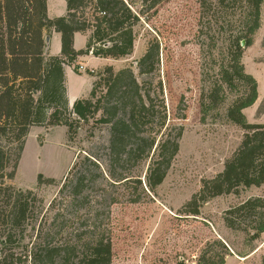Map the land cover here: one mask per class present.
<instances>
[{"label":"trees","instance_id":"trees-1","mask_svg":"<svg viewBox=\"0 0 264 264\" xmlns=\"http://www.w3.org/2000/svg\"><path fill=\"white\" fill-rule=\"evenodd\" d=\"M138 1L66 0V13L49 19L45 0H0V264H111L110 235L100 216L121 197L128 204L145 201L163 183L183 128H168L164 103L145 90V82H138L130 68L114 72L104 66L85 98L76 99L71 107L66 98L65 69L77 57L117 60L132 53L134 27L141 15L162 2L140 0L142 8L137 11ZM262 2L197 0L201 31L217 25L231 31L228 60L220 67L211 94L222 85L232 92L241 88L235 90L225 119L240 127L243 136L223 170L202 181L179 215L197 217L209 199L264 184V124H249L243 114L257 100V82L240 63L244 45L259 28ZM52 31L60 34L57 56L44 52L45 38ZM77 33L87 36L84 50L73 48ZM157 64L158 45H149L137 62L138 72L152 74ZM97 114L96 123L109 128L107 144L94 145L76 157L47 206L33 191L14 190L6 183L32 127L65 126L75 132ZM42 183L39 176L37 185ZM45 183L54 184L51 179ZM223 221L232 231L260 237L264 198L229 208ZM223 263V257L205 252L197 262Z\"/></svg>","mask_w":264,"mask_h":264},{"label":"rangeland","instance_id":"rangeland-1","mask_svg":"<svg viewBox=\"0 0 264 264\" xmlns=\"http://www.w3.org/2000/svg\"><path fill=\"white\" fill-rule=\"evenodd\" d=\"M53 1L63 13L64 0H49ZM141 8L139 0L136 10ZM198 21L197 0H162L141 15L134 27L136 37L129 56L117 60L85 58V66L76 61L66 72L70 105L87 96L91 77L99 80L104 66H111L114 72L130 68L138 82H145V90L164 103L168 128H183L178 153L155 193L138 204H128L120 196L108 214L104 211L100 216L110 235L111 264H197L203 252L216 259L223 257V264H264V234L252 239L248 232L228 229L223 221L229 208L250 198H264V184L209 199L197 217L178 214L200 190L203 180H210L223 170L243 136L240 127L225 119L226 110L236 97L235 90L241 88L232 92L222 85L220 91L211 94L217 73L228 60L226 43L231 31L219 25L201 31ZM156 44L155 71L140 75L138 60L149 45ZM240 63L244 73L257 82V100L243 110L245 120L264 124V0L259 28L250 43L244 45ZM80 66L88 69L83 71ZM99 117L97 114L81 123L75 132L65 126L32 127L13 177L6 183L14 190L33 191L47 206L76 157L94 145L107 144L109 128L96 123ZM147 165L148 162L143 165L144 171ZM39 176L43 182L40 186ZM46 179L54 184H46Z\"/></svg>","mask_w":264,"mask_h":264},{"label":"crops","instance_id":"crops-1","mask_svg":"<svg viewBox=\"0 0 264 264\" xmlns=\"http://www.w3.org/2000/svg\"><path fill=\"white\" fill-rule=\"evenodd\" d=\"M45 1H46V15H47V17L49 19L56 18V17H61V16H63L66 13V0H64V12L63 13L61 12L62 11L61 10L62 8L57 7V5L54 3V1L51 2V3L49 2V0H45ZM57 11H58V13H56ZM49 37H50L49 45H48V48L44 50V52L47 55H49V56H57V55H59L60 48H61V45H60V34L52 31L50 33V36ZM82 38H83V40H82ZM86 38H87L86 35H82V34H78V33L74 35V38H73V48H74L75 51L84 50L85 45H86ZM81 42H83V43H81ZM91 57H93V56H91V55L79 56L76 59L77 64L78 63H80V64L83 63L84 66H85L88 63V61H86V60H88ZM85 58H86V60H85ZM98 59H101V58H98ZM84 66L82 67L83 71H85V68H87V67H84ZM67 71H71V69L69 67H67L65 69V78H66V72ZM89 71H91V70H89ZM92 82H93V79L91 77L90 88H91ZM89 91H90V89H89ZM67 94H68V90H67V87H66V98H67ZM67 103H68V99H67ZM72 104L73 103H71L69 105V103H68V107H71Z\"/></svg>","mask_w":264,"mask_h":264},{"label":"water","instance_id":"water-1","mask_svg":"<svg viewBox=\"0 0 264 264\" xmlns=\"http://www.w3.org/2000/svg\"><path fill=\"white\" fill-rule=\"evenodd\" d=\"M49 40H50V37H46L45 38V46H46V48L45 49H47L48 48V45H49ZM241 45L243 46L244 44H243V42L241 43Z\"/></svg>","mask_w":264,"mask_h":264},{"label":"built area","instance_id":"built-area-1","mask_svg":"<svg viewBox=\"0 0 264 264\" xmlns=\"http://www.w3.org/2000/svg\"><path fill=\"white\" fill-rule=\"evenodd\" d=\"M80 68L82 69V67L80 66ZM83 70V69H82Z\"/></svg>","mask_w":264,"mask_h":264}]
</instances>
